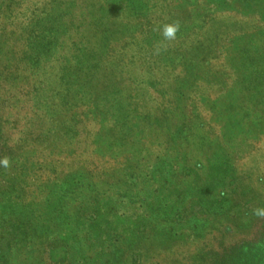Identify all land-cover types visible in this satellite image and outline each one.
I'll return each mask as SVG.
<instances>
[{"label": "rangeland", "instance_id": "obj_1", "mask_svg": "<svg viewBox=\"0 0 264 264\" xmlns=\"http://www.w3.org/2000/svg\"><path fill=\"white\" fill-rule=\"evenodd\" d=\"M5 3L0 264H264V0Z\"/></svg>", "mask_w": 264, "mask_h": 264}, {"label": "trees", "instance_id": "obj_2", "mask_svg": "<svg viewBox=\"0 0 264 264\" xmlns=\"http://www.w3.org/2000/svg\"><path fill=\"white\" fill-rule=\"evenodd\" d=\"M7 3L5 4H0L1 7H7ZM0 18V63L2 62L5 53H8L7 49L9 42L14 43L18 40V38L21 36V34H25L26 36V41L29 42L30 38L32 37L33 40L35 41L32 43V45H29L30 48L34 47V44H37L38 46V41L44 36V32L49 28L51 29L52 27V22L49 23V26H43V24L40 22V20H36L34 22H28L26 23H10L12 25V28H9L10 25L9 19L5 16H1ZM8 21V22H7ZM46 27V28H45ZM115 30V29H114ZM31 32H34V35H31ZM48 32V31H47ZM30 33V35H29ZM37 36H40L38 38Z\"/></svg>", "mask_w": 264, "mask_h": 264}, {"label": "clouds", "instance_id": "obj_3", "mask_svg": "<svg viewBox=\"0 0 264 264\" xmlns=\"http://www.w3.org/2000/svg\"><path fill=\"white\" fill-rule=\"evenodd\" d=\"M181 24L178 20L172 21L171 23H166L162 25L161 33L164 41L172 42L177 39V33L180 31ZM163 50H166V45H162ZM161 48L156 49V54H159ZM0 166L4 168L11 167V159L8 156L0 158ZM252 214L257 217L264 219V207H257L252 210Z\"/></svg>", "mask_w": 264, "mask_h": 264}]
</instances>
